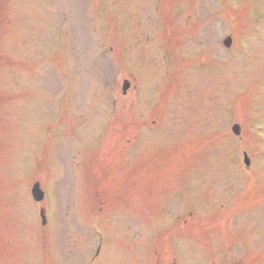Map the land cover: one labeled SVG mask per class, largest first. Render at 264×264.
<instances>
[{
  "label": "rangeland",
  "instance_id": "374dc122",
  "mask_svg": "<svg viewBox=\"0 0 264 264\" xmlns=\"http://www.w3.org/2000/svg\"><path fill=\"white\" fill-rule=\"evenodd\" d=\"M221 2L0 0V264H40L42 234L53 242L59 237L60 211L47 230L34 217L28 191L34 176L41 188L55 181L45 188L50 204L55 198L68 204L63 244L57 253L55 243H45L52 253L44 264L84 263L93 243L86 216L99 203L114 215L109 221H118L105 228L104 264H263V192L249 212L250 199L229 196L236 194L224 182L236 181L235 164L219 149L228 148V103L236 109L257 90L254 122L264 118V0H223L262 17L250 32L258 36L226 57L230 52L217 46L220 21L234 28L239 20L241 29L249 18L223 11ZM160 33L164 39H155ZM201 34L218 60L214 54L195 66L203 56L186 39ZM118 58L138 73L142 92L131 76L130 94L120 95L129 74L116 68ZM189 203H195L190 218ZM167 229L172 251L164 247Z\"/></svg>",
  "mask_w": 264,
  "mask_h": 264
},
{
  "label": "water",
  "instance_id": "95a60500",
  "mask_svg": "<svg viewBox=\"0 0 264 264\" xmlns=\"http://www.w3.org/2000/svg\"><path fill=\"white\" fill-rule=\"evenodd\" d=\"M33 192H34V195L38 198V200H40V193L38 192V190L35 188Z\"/></svg>",
  "mask_w": 264,
  "mask_h": 264
}]
</instances>
